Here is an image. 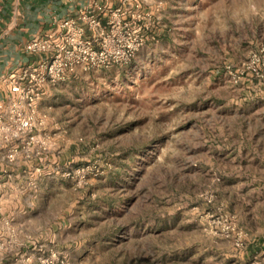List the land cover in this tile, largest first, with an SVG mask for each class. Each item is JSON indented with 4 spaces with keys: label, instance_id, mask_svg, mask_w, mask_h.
Here are the masks:
<instances>
[{
    "label": "rangeland",
    "instance_id": "obj_1",
    "mask_svg": "<svg viewBox=\"0 0 264 264\" xmlns=\"http://www.w3.org/2000/svg\"><path fill=\"white\" fill-rule=\"evenodd\" d=\"M103 1L138 18L48 93L0 264H264V0Z\"/></svg>",
    "mask_w": 264,
    "mask_h": 264
},
{
    "label": "built area",
    "instance_id": "obj_2",
    "mask_svg": "<svg viewBox=\"0 0 264 264\" xmlns=\"http://www.w3.org/2000/svg\"><path fill=\"white\" fill-rule=\"evenodd\" d=\"M133 1L140 8V1ZM107 10L106 7L101 14L93 7H84L76 15L61 19L53 31L33 36L24 49L40 55L39 59L0 79L11 92L4 111L0 112V142L9 145L8 161H15L21 154L39 156L48 147L49 136L37 131L44 122L39 105L48 84L65 80L79 68L108 66L120 58L119 53L105 49V37L113 39L120 28H130L138 17L133 14L122 22L119 16L126 10L122 5L112 9V18L105 25L103 14ZM147 15L139 14L144 19ZM141 29L139 26L135 30ZM237 245L242 243L238 241ZM4 246L5 240L0 235V250Z\"/></svg>",
    "mask_w": 264,
    "mask_h": 264
},
{
    "label": "crops",
    "instance_id": "obj_3",
    "mask_svg": "<svg viewBox=\"0 0 264 264\" xmlns=\"http://www.w3.org/2000/svg\"><path fill=\"white\" fill-rule=\"evenodd\" d=\"M107 4L103 0H0V79L39 59L40 55L29 54L24 49L30 38L53 31L61 19L76 15L84 7H93L102 14ZM53 86H46L40 101L44 116H50L46 99ZM10 95L9 87L0 80V112L4 111ZM37 131L42 133L40 129ZM44 133L50 131L45 129ZM8 146L0 142V235H6L15 244L22 237L17 216L32 213L33 203L47 193L37 185L38 189L32 190V180L35 178L36 183L43 185L48 177L40 175L37 164L31 163L34 154H21L15 161H8Z\"/></svg>",
    "mask_w": 264,
    "mask_h": 264
}]
</instances>
